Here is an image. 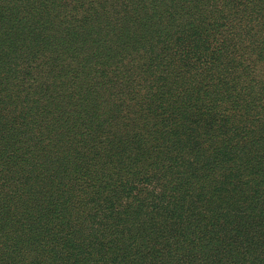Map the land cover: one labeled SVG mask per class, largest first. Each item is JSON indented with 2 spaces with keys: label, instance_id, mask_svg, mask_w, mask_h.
<instances>
[{
  "label": "trees",
  "instance_id": "16d2710c",
  "mask_svg": "<svg viewBox=\"0 0 264 264\" xmlns=\"http://www.w3.org/2000/svg\"><path fill=\"white\" fill-rule=\"evenodd\" d=\"M235 2L241 3L239 11L231 4L232 0L226 4H223L224 1L219 3L217 0L213 2L203 0L202 7L191 13L194 14L195 21L192 24L189 22L184 24L183 14L175 15L174 24H172L171 16L163 15L156 20L151 34L145 27L137 31L139 40L133 39L129 44L137 43L133 48L135 54L139 53L143 56L141 65L148 62L154 54H159L158 48L167 49L170 45H183L185 58H178V65L168 61L169 58L165 56L151 70L157 73L160 91H164L167 97L170 94V97L175 98L174 100L166 98L167 106L186 103L188 109L195 111L196 102L202 100L201 95L218 97L220 102L217 109L209 107L198 113L197 122L228 127L236 131L228 141L234 144L233 150L241 155L242 166L239 165L236 171H242L244 176H249L251 181H256L260 187L254 189L257 193L254 197L264 198V137L256 139L253 138L255 134L249 136L247 133V136H242L238 132L243 130V124L249 127L250 120H247L246 114L250 97L253 101L260 99L257 95L261 94L262 88L258 83L262 84V81L259 77L253 76L252 70L246 65L240 75L235 74L232 77L217 69L220 65H237V62L241 64L240 60H235L239 52L243 56L256 55L259 61L264 60V0H235ZM61 8L59 4H51L43 0L36 8L33 23H17L16 27H13L12 18L10 22L0 19V98L3 95L8 97L7 93L9 94L12 86L6 81L10 78L9 75L19 74V68L24 65L40 64V56L46 50L48 53L45 54L49 55L46 56L48 61L44 65L49 67L50 73L54 74L52 78L55 80L63 78L66 69L71 63H75L76 57L70 54V45L63 40V36L66 35L63 28L72 27V24L70 22L64 24L60 22L59 17L55 16L57 10ZM184 8L188 7L184 6ZM178 10L182 11V8ZM207 11L211 13V18L207 19L209 23L205 21L206 26L196 24L199 19H203V12L208 15ZM211 19L214 25L210 24ZM253 22L257 23L253 24ZM10 24L11 27H9ZM26 29L31 30V36L27 40H25ZM68 33L72 34L74 30L72 32L69 29ZM163 33H166V36L159 40ZM110 52L113 55L117 54L114 50ZM220 52L223 57L228 56L235 61L229 63L221 61ZM256 57L252 56L251 59ZM203 59L210 64L207 66L206 73L199 74L200 68L204 65ZM193 63L196 65L195 74L192 75L195 82L176 88L174 85L184 77L183 68ZM179 65L180 69H178ZM263 68L264 64L261 65L260 70L264 71ZM134 78L135 75L130 74L129 82H133ZM74 81L78 82V80L71 82ZM208 83H211L214 88L204 86ZM225 91L235 93L226 95ZM183 92L185 96H182ZM87 96L88 93H85L84 97ZM162 101L161 104H163ZM61 104L62 107L49 105L57 115L59 113L65 115L69 120L67 128L60 129L61 136L80 137L82 140L79 138L77 142L71 141L69 145H60L57 149L64 150L56 152V157L52 159H48L50 154L45 153L46 159L36 166L47 167L50 172L43 173L41 176L33 173L34 166L33 163L30 165L28 158L19 161V164L26 168L30 166L25 177L21 176L22 168L10 162L1 168L0 178L3 177L5 180L0 179V231L2 233L0 264H20L23 260H26L25 264L147 262V255L135 254V248L150 249L154 256L157 253L155 247L159 248L157 243L163 242L166 248L170 247L171 251L173 245L181 242L179 248L186 252V249L191 250L192 247L190 243L187 245L183 243L182 239L188 237L189 241L193 233L200 237L205 245V250L201 254L208 258V263L264 264V199H256L249 203L231 202L234 206L228 208L223 217L212 216L207 223L199 225V228L192 230L190 227V230L185 229V231L178 224L176 225L172 218L153 214L157 203L150 209H146L147 199H138L125 214L118 216H115L116 212L124 208L121 199L119 203H116L119 199H115V202L112 199H86L87 195L97 197L104 193L100 190L102 185L90 186L93 180L101 182L112 177L116 178L119 169L134 168L140 161V156L122 151L123 147L117 154V145L114 141L107 145L103 144L104 141H101V144L97 142L87 153H82L85 146L93 142L91 132L95 136L100 129L110 126V119L106 117L108 111L99 112V119L91 123L95 125L93 129L92 125L84 120L87 112L79 109V103L74 112L70 110L71 113L62 112L68 110L65 107L68 108L69 105L63 101ZM239 106L245 110L244 120H241L237 112ZM121 108L122 105H117L118 110ZM253 108L257 109L255 106ZM253 114L251 111L249 116ZM257 129L254 128V131ZM245 130L248 132L247 129ZM190 136L194 142V137L197 136L195 126L187 120L179 119L173 122L163 136L157 133L153 137L157 150L171 159L170 169L184 173L189 171L191 163L187 155L190 150L185 148L184 143ZM1 139L0 150L8 154L12 151L10 156H15L17 160V155L21 153L19 149L24 148L21 140L15 139L12 135H2ZM224 153L235 161V157L228 149H225ZM218 166H220L219 163ZM20 185L22 190H18ZM178 185H184L183 180L176 181L175 186ZM120 186L122 183L118 187ZM15 189L23 195L12 199L10 196L16 194V192L13 193ZM223 189L226 188L223 187ZM233 190L241 189L233 185ZM48 191H53L54 194L51 195ZM121 192L123 189L119 188L118 193ZM66 196L70 198L66 199ZM14 201L15 204H13ZM223 203H229V201L214 203L212 209L215 214L222 209ZM168 204L170 206L169 201ZM162 210L167 214L173 213L164 207H160L158 213ZM180 216L187 217V214ZM186 219L191 222L190 219ZM168 223H172L173 227L166 231L165 226ZM155 226L160 228L157 234L153 235ZM145 231L146 234H143L142 232ZM3 238L5 241L1 240Z\"/></svg>",
  "mask_w": 264,
  "mask_h": 264
},
{
  "label": "rangeland",
  "instance_id": "374dc122",
  "mask_svg": "<svg viewBox=\"0 0 264 264\" xmlns=\"http://www.w3.org/2000/svg\"><path fill=\"white\" fill-rule=\"evenodd\" d=\"M42 1L0 0V15L2 16L0 19L10 22L12 18L13 27H16L17 23H33L36 8ZM217 1L219 3L224 1L223 4L230 2V0ZM47 2L59 4L62 7L55 13V16L60 18V22L72 24V27L63 28L66 33L63 40L70 45V54L76 57V61L66 69L63 78L55 80L52 78L54 74L50 73L49 67L44 65L48 61L46 56L49 55L45 54L48 53L46 50L40 56V64L24 65L19 68V74L12 73L13 75H9L10 78L6 79L12 86L9 94L7 93L8 97L3 95L0 98V103H3L0 104V140H2V135H12L15 139L21 140L24 148L19 149L21 153L17 155V160L15 156H10L12 151L8 154L0 150V176L1 168L7 162L22 168L21 176H27L30 166L26 168L19 164V161L26 158L30 165L33 163L34 174L41 176L43 173H48L50 171L47 167L36 166L42 164V160L47 157L46 154L49 153L48 159H52L56 157V152L64 150L57 149L60 145H69L71 141L77 142L80 137L61 136L60 129L67 128L69 120L65 115L60 113L57 115L49 106L60 105L62 107L61 101H63L69 105L68 108L65 107L68 110L62 109V112L66 113H71L70 110L74 112L79 103V109L87 112L84 120L89 124L99 119L100 111H108L106 117L110 119V126L103 127L95 136L91 132L93 142L85 146L82 153H87L97 142L104 141L103 144L107 145L114 141L117 145L116 153H120L123 147L122 151L140 156V161L134 168L122 167L123 169L117 171L116 178L112 177L101 182L93 180L90 185L92 187L102 185L100 190L104 193L97 197L87 195L86 199H112L114 202L115 199H119L116 203H119L121 199L124 208L118 210L115 216L125 214L138 199H147L146 209H150L157 203L153 214L172 218L183 231L190 230V227L194 230L199 228V225L207 223L212 216L223 217L227 209L234 206L231 202L249 203L256 199H264L254 197L257 195L254 189L260 187L258 183L251 181L249 176H244L242 171H236L242 162L241 155L233 150L234 144L228 142L236 131L228 127L197 122L198 113L209 107L217 109L220 102L218 97L201 95L202 100L196 102L195 111L188 109L186 103L167 106L166 98L173 100L175 98L170 97V94L167 97L164 91H160L157 73L151 70L165 56L169 58L168 61L178 65L177 59L185 58L183 45H170L167 49L158 48L159 54H154L152 58L149 56L150 60L141 65L143 56L139 53L135 54L133 48L137 43L129 44L133 39L139 40L137 31L145 27L151 34L156 20L163 15L171 16L172 24H174L175 15L178 14H183L184 24L195 23L194 14L191 13L202 7L203 0H47ZM231 4L238 11L241 8V3H236L235 0H232ZM180 8L182 11L178 10ZM210 14L208 12V15H205L203 12V19H199L196 24L206 26L205 21L208 22L207 19L211 18ZM210 24L214 25L212 19ZM69 29L72 32L74 30V33L69 34ZM25 33L27 34L25 40H27L31 36V30L26 29ZM165 36L166 33H163L159 40ZM111 50L117 54L113 55ZM219 56L221 61L226 63L235 60L242 62L241 64L237 62V65H220L217 69L221 72L228 73L231 77L235 74L240 75L246 65L252 70L253 76L261 79L262 84L258 83V85L262 90L261 94L257 95L260 99L253 101L250 97L246 114L247 120H250L249 127L243 124L245 128L238 131L242 136H247V133L249 136L255 134L253 138L261 139L264 137V130H261L264 128V71H261L260 67L264 64V60L259 61L256 55H252L256 58L251 59L252 56H243L240 52L238 57L235 56V60L228 56L223 57L221 52ZM111 58L114 59L111 60ZM202 62L204 65L200 68L199 74L206 73L207 66L210 64L206 59ZM195 69L194 63L187 64L185 69L183 68L184 77L179 79L174 86L179 88L194 83L195 78H192V75L195 74ZM132 73L135 78L133 82H129V75ZM72 80H78L80 89L79 83L71 82ZM204 86L214 88L211 83ZM85 93H88L87 97H84ZM233 93L235 92L226 93L225 91L226 95ZM182 94L185 96L184 92ZM181 101L184 102L182 99ZM117 105H122V108L118 110ZM254 106L257 109H254ZM251 111L254 114L249 116ZM237 112L241 120H244V108L239 106ZM179 119L192 123L197 133L194 142L190 136L189 140L184 143L185 148L190 150L187 158L190 159L191 167L187 173L170 169L171 159L157 150L153 139L157 133L163 136L173 122ZM92 127L94 129L95 125ZM96 128L98 130V127ZM254 128L258 129L254 131ZM225 149L230 151L236 162L225 155ZM218 163L220 166L217 167ZM3 175L6 176L4 173ZM109 180L110 183H108ZM178 180H183L184 185L175 186ZM121 183L122 186L118 187ZM233 185L241 190H233ZM119 188H122L123 192L118 193ZM19 189L22 190L21 185ZM15 190L13 193L16 192V194L10 196L12 199L23 195ZM48 193L54 194L53 191H48ZM67 198L70 197L66 196ZM223 200L229 203H223L222 209L215 214L212 209L214 203ZM160 207L173 213L167 214L164 210L158 213ZM206 207L209 208L206 209ZM183 214H187V217L180 216ZM172 227L173 224L168 223L165 230L169 231ZM159 228L160 226H155L153 235L157 234ZM142 233L146 234V231ZM1 240L5 241L4 238ZM182 242L186 245L190 243L191 250L186 249L185 252L180 249L181 242L173 245L171 251L170 247L166 248L163 242L157 243L159 248L155 247L157 253L154 256L150 249L135 248V254L147 255V262L131 261V264H211L208 263V258L201 254L205 250V245L200 237L193 233L189 241L187 237L183 238ZM25 263L26 260H23L20 264Z\"/></svg>",
  "mask_w": 264,
  "mask_h": 264
}]
</instances>
